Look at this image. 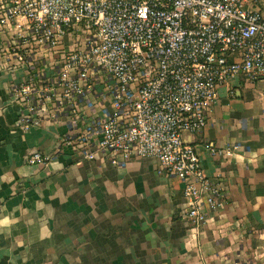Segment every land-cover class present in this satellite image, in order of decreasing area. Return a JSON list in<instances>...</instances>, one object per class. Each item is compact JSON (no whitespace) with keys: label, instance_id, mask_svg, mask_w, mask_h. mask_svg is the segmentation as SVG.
I'll list each match as a JSON object with an SVG mask.
<instances>
[{"label":"built area","instance_id":"obj_1","mask_svg":"<svg viewBox=\"0 0 264 264\" xmlns=\"http://www.w3.org/2000/svg\"><path fill=\"white\" fill-rule=\"evenodd\" d=\"M0 32V64L22 69L10 85L22 128H67L29 164L65 150L118 167L154 158L184 182V218L201 226L223 206L184 134L201 133L236 77L264 80V0H0Z\"/></svg>","mask_w":264,"mask_h":264},{"label":"crops","instance_id":"obj_2","mask_svg":"<svg viewBox=\"0 0 264 264\" xmlns=\"http://www.w3.org/2000/svg\"><path fill=\"white\" fill-rule=\"evenodd\" d=\"M21 73L0 64V264H264V80L236 77L201 133L184 134L225 192L196 226L183 217L184 182L154 158L118 167L65 150L45 167L29 164L67 128H22L10 95Z\"/></svg>","mask_w":264,"mask_h":264}]
</instances>
